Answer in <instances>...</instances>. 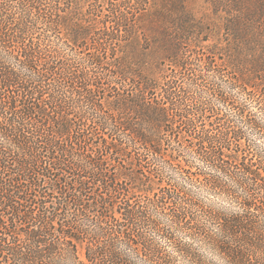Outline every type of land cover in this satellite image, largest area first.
Instances as JSON below:
<instances>
[{
  "label": "trees",
  "instance_id": "1",
  "mask_svg": "<svg viewBox=\"0 0 264 264\" xmlns=\"http://www.w3.org/2000/svg\"><path fill=\"white\" fill-rule=\"evenodd\" d=\"M131 1L137 12L112 0H0V59L9 50L39 77L26 82L0 63V136L17 146L0 150V264H52L64 249L78 264H127L114 250L118 239L148 264H204L199 253L211 247L231 264H264V156L252 157L240 128L264 137V1L235 0L245 11L231 21L225 48L228 63L241 67L240 41H262L251 72L227 75L254 109L203 83L225 75L217 44L200 56L209 27L185 0ZM185 45L198 48L193 57ZM88 107L100 118H89ZM178 147L198 154L204 171ZM154 157L224 205L191 187H155ZM221 171L251 181L241 215L218 211L233 204Z\"/></svg>",
  "mask_w": 264,
  "mask_h": 264
},
{
  "label": "rangeland",
  "instance_id": "2",
  "mask_svg": "<svg viewBox=\"0 0 264 264\" xmlns=\"http://www.w3.org/2000/svg\"><path fill=\"white\" fill-rule=\"evenodd\" d=\"M124 1L129 2V3L123 4ZM112 2L114 3L121 2L122 6L124 5L123 7H125L129 11L137 12L139 10L138 5L134 4L131 0L130 1L112 0ZM100 4L105 5V1ZM160 5H162V1L155 0L154 3L152 1L151 3L147 4L146 7H149V6L159 7ZM185 6L193 14H195L196 18L202 19L209 27V31H210L209 40L202 42L201 47H203V49H201L202 54L200 56L204 58L208 52L207 48H209L210 50L211 49L210 47L214 44H217L219 48V50H217L219 51V53L218 55H215L214 61L216 65L219 66V69L224 73L225 77L223 79L225 80L216 79L212 77L211 76L212 74H211L209 76L210 80H207V81L205 80L203 81V83L208 84V82L212 80V82H215V87L218 88L220 91L231 92L235 96L237 101H240V104L246 103L247 105L251 107V109H254L250 103V100L247 99V95L243 92L241 88L239 92L237 89L235 88L232 89L227 85V75L237 76L240 74L241 76L243 72H247V73L251 72V68H252L251 61L256 58L257 49L262 46V41L260 38L258 40H254V38L251 35H247L245 38L242 39V42L240 41L239 43L240 49H238L240 51V59L245 60L243 66L240 67V66L228 63L229 57L232 56V50L229 55V52L226 51L225 48L228 45V43L230 44V42H232V37H233L232 36L233 31L231 30V28H229V26H230L231 21H234V19L236 18L235 16L237 14L240 15V10L245 11V8H241L238 4L235 3V0H185ZM254 6H255L254 3L252 2V4L249 5V8L252 9ZM224 26L227 27L226 28L227 30L223 29ZM257 26H260V25H257ZM262 26H264V24ZM233 27L234 26H232V28ZM196 49L198 48L195 47L194 45L192 46L185 45V50L183 49L184 50L183 52L186 51L185 52L186 55L193 57L195 55L194 52ZM154 50L158 51L159 48L154 49L153 47V49H151V51L153 52ZM244 66L246 68H244ZM208 85L212 87V85L210 84ZM204 95L207 101H209V103L213 105L214 107L218 108L219 110H222L225 113L232 112V110L224 102H222L219 97L214 96V95H206V94ZM240 128L242 129L245 137L247 133H250V134L256 135L257 139L261 138L259 134L257 133V131L249 125H244L243 123L240 122ZM242 144L245 148L249 149L250 151V148L246 142V139L245 141L242 142ZM252 157H255L254 154L252 155ZM181 158L184 159L183 156ZM154 180H156L155 187L160 188V187L165 186L167 183L174 185L173 183L162 179L161 176L155 177ZM197 185H198L197 183L193 182L191 185H185V186L191 187L192 192L197 193L200 197H202L201 199H203L204 197L206 198L207 196L212 197L211 198L212 204H214L215 206L224 205L223 203L225 202L222 199L218 197H214L212 196V194L206 193L205 190H201L199 188V190L197 191L196 190ZM161 220H163L164 223H166L168 219L166 216H164V217H161ZM176 234L178 238H181V240L186 239V235H184V233L177 232ZM154 237L158 239V241L163 245L164 248H166L170 252H173L172 246L166 239L159 237L156 234H154ZM179 259H180V263H182V257H179Z\"/></svg>",
  "mask_w": 264,
  "mask_h": 264
},
{
  "label": "clouds",
  "instance_id": "3",
  "mask_svg": "<svg viewBox=\"0 0 264 264\" xmlns=\"http://www.w3.org/2000/svg\"><path fill=\"white\" fill-rule=\"evenodd\" d=\"M0 63H6L8 67L16 72L18 78L26 82L36 81L39 78L38 73H36L34 69L29 68L27 65L23 64V62L19 61L9 50H5L3 58L0 59ZM85 113L89 118H100L99 113H97L93 107L85 109ZM111 130L112 129H110V131ZM121 138H124L123 134ZM246 142L250 151L254 155L264 156V137L257 139L256 135L247 133ZM16 149L17 146L10 137L0 136V150L15 151ZM178 154L182 155L186 162H190L191 166L196 167L198 171H204L200 164L196 163L197 160L202 159L198 154H194L186 147L182 151H180L178 147ZM78 162L83 163V161L79 160ZM150 163L154 166L162 179L178 185L181 188L185 187V185H191L193 183L186 177L182 176L177 168L172 167L171 164H168L165 161H161L160 159L154 157ZM209 166L211 167V165ZM220 176L227 182V187L231 189L233 204L227 207L221 206L218 208V211L226 217L241 215L240 205L244 200H248L251 195L249 191V185L251 184L250 179L243 173L228 175L221 171ZM199 187L200 186L198 185L196 186L197 191L199 190ZM161 222L164 221L161 220ZM85 223L89 224L91 222L86 220ZM148 238H151V236L148 235ZM113 246L114 250L126 259L127 264H148V261L139 256L127 240H115ZM210 252L211 254L203 251L199 253L200 259L204 262V264H231V259L219 248L211 247ZM52 264H78V260L74 253L68 249H64L53 257Z\"/></svg>",
  "mask_w": 264,
  "mask_h": 264
}]
</instances>
